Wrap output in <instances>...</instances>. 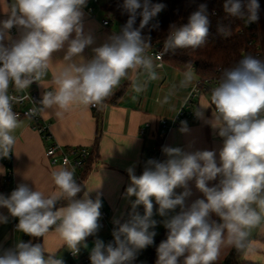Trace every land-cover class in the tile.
Segmentation results:
<instances>
[{
    "label": "clouds",
    "instance_id": "1",
    "mask_svg": "<svg viewBox=\"0 0 264 264\" xmlns=\"http://www.w3.org/2000/svg\"><path fill=\"white\" fill-rule=\"evenodd\" d=\"M86 3L87 0H14L9 5L8 18L0 21V157L11 152L15 144L12 133L19 126V114L13 111L17 98L9 94L10 84L22 90L40 81L47 74L52 54L65 44L64 59L81 56L93 43V38L83 32L82 8ZM119 7L122 14L128 15L120 31L94 48L92 59L66 64L55 73V91L44 93L41 110H67L75 103L100 105L128 78L130 71L145 73L149 81L157 80V69L163 68L165 53L205 45L209 32L205 4L189 17L187 24L170 26L163 52L156 54L159 63L146 54L152 45L151 35L142 34V30L165 5L153 4L151 0H123ZM223 8L228 15L240 18L246 11V23L258 20V0H224ZM13 27L20 31V38L5 46V40H12ZM158 27L153 24L151 29ZM73 33L74 38H70ZM182 75L180 88L194 85L191 62L185 64ZM132 86L136 93L145 89L144 84L135 81ZM211 103L216 111L210 121L215 123L208 122L223 139L219 164L213 151L185 153L179 147H164L168 159L148 160L139 177L134 173L135 166H130L126 171L131 184L126 192L136 198L133 210L143 205L144 214L134 212L129 221L119 225L113 232L115 246L97 241L90 253L91 264H130L139 250L154 243L156 233L150 229L157 222L152 218V198L161 217L178 206L181 209L165 222L169 231L157 248L156 264H181V257L182 264H215L226 244L237 251L254 250L249 239L251 230L264 221V60L246 55L234 67L225 69L211 90ZM201 108L205 107L195 110L197 117H203ZM36 114L37 109H32L27 115L31 118ZM180 130H188L186 121H181ZM217 177L219 182L210 187L208 182ZM193 179L204 198L195 200L185 210V200L191 195L188 182ZM52 180L58 191L45 195L20 184L10 196L0 195V208L18 218L17 230L31 237H44L55 227L76 255L79 245L98 229L101 200H93L87 193L83 200L75 199L82 188L74 178V169L54 170ZM177 188L184 191L177 194ZM59 201H66V206L56 209ZM212 213L221 222L211 219ZM7 219L0 215V223H7ZM0 264L64 262L53 254L46 255L42 244L21 241L0 255Z\"/></svg>",
    "mask_w": 264,
    "mask_h": 264
},
{
    "label": "crops",
    "instance_id": "2",
    "mask_svg": "<svg viewBox=\"0 0 264 264\" xmlns=\"http://www.w3.org/2000/svg\"><path fill=\"white\" fill-rule=\"evenodd\" d=\"M13 2L14 0H0V21L8 18L9 5ZM90 5L91 1L87 0L86 6L82 8V25L84 34L90 35L93 43L84 49L81 56H75L72 60L64 59L67 54V44L61 50L54 52L47 74L40 81H34L30 85L40 96L43 97L46 91H55L54 74L66 64H80L84 60L92 59L93 49L103 45L110 36L120 31L118 23L111 22L108 26L103 24V20L109 16L102 5L96 7L94 14L88 12ZM10 36L12 40H5V46H10L12 41L19 39L20 31L13 27ZM74 36L75 33L70 38ZM153 60L158 63L155 58ZM183 72L164 62L163 68L157 69L159 78L154 81H149L143 72L130 71L128 78L122 80L120 87L114 89L113 94L98 107L75 103L67 110L43 109V117L51 124L55 140L65 147H87L94 151L93 166L83 181V190L77 200H83L85 193L93 200L99 198L107 211L109 226L98 227L93 235L88 236L79 245V252L75 256L56 232L55 227L44 237H31L15 229V225L19 222L18 218L12 217L6 208H0V215L8 218L7 223H0V255L6 250L14 249L18 242H31L42 244L46 255L53 254L61 258L64 264H73L84 258L90 259V253L97 241H102L105 246L108 245L113 238L110 227L117 230L120 224L130 220L134 212L143 215L144 206L139 205L133 210L132 204L136 198L127 195L126 189L130 186L131 180L126 170L134 165V173L139 177L147 166V161L153 160L157 141L161 137V119L175 116L193 87L178 86L183 78ZM197 78L194 71V79ZM133 81L144 84V91L134 92ZM122 86H125L124 93L116 101H112L111 98ZM165 97L168 98L166 103L163 102ZM212 105L209 92H204L196 98L194 111L205 107L201 108L203 117L196 119L183 117L177 126L172 127L162 137L158 162H165L168 159L163 152L164 147H179L185 153L213 151L219 164L223 139L210 125L215 123L214 120L210 121L212 113H215ZM181 121H186L188 129L186 132L180 130ZM12 134L15 137V144L11 148L13 173L9 174L8 166L0 157V195L10 196L20 184H27L33 190L41 191L45 195L58 191L52 180V172L63 166L51 164L46 156L48 142L32 127L28 119H19V126ZM218 182L219 177L215 181H209L208 185L211 187ZM188 189L191 195L185 200V210L195 200L204 198L203 193L196 188L194 179L188 182ZM175 191L179 194L184 189L177 188ZM152 200V218L157 224L150 231H155L156 243L139 250L130 264H156L157 248L167 239L169 231L165 227V222L181 211L178 206L167 216L161 217L157 212L159 206L154 198ZM62 206L66 205L57 203L56 209ZM210 215L211 219L221 222L214 213ZM249 239L254 250L244 251L241 262L264 264V221L251 230ZM232 248L227 244L222 246L215 264H222ZM180 261L182 264L183 257Z\"/></svg>",
    "mask_w": 264,
    "mask_h": 264
},
{
    "label": "trees",
    "instance_id": "3",
    "mask_svg": "<svg viewBox=\"0 0 264 264\" xmlns=\"http://www.w3.org/2000/svg\"><path fill=\"white\" fill-rule=\"evenodd\" d=\"M123 0H106L102 2V8L109 16L111 22L118 23L120 29L128 19L127 14H122L119 7ZM151 3L164 4V9L150 21L149 26L142 30V34L151 35V47L149 50H163V42L168 35L171 25L181 26L189 21V17L199 10L201 4L207 6L205 15L209 20V32L205 40V45L198 49H176L175 52L168 51L164 54L163 60L169 65L185 70V64L191 62L198 78L202 81L209 79L220 81V76L225 69L234 67L237 62L246 55H252L264 60V0H258V20L246 23L247 12L244 18L228 15L223 8L224 0H151ZM139 17L136 26H139ZM153 24L159 27L151 29ZM151 29V31H150ZM228 32V35L223 34ZM125 86L111 98L116 101L124 93ZM213 109V108H212ZM162 137L156 144L153 160H156L162 147ZM95 160V153L91 150V155L85 166L78 172L76 181L83 190V181L91 170ZM81 190V192H82ZM80 192V193H81ZM78 193L75 199H77ZM59 204L66 205V201ZM244 251H237L234 247L227 255L222 264H256L242 263Z\"/></svg>",
    "mask_w": 264,
    "mask_h": 264
},
{
    "label": "built area",
    "instance_id": "4",
    "mask_svg": "<svg viewBox=\"0 0 264 264\" xmlns=\"http://www.w3.org/2000/svg\"><path fill=\"white\" fill-rule=\"evenodd\" d=\"M91 5L88 7V12L94 14L97 6L102 5V0H90ZM110 18L103 20V24L110 25ZM163 52V50H146V54L152 58L156 59V54ZM164 57V55H163ZM159 63V61H158ZM164 63V61H163ZM218 85L216 80H206L202 81L199 78L195 80V83L187 96L183 101L178 113L172 118H162L160 122V133L161 136H165L167 132L174 126H177L179 121L183 117H191L196 119L197 116L194 111L195 101L198 96L204 92L211 93V90ZM9 94L15 96L17 101L13 103V111L19 114V119H28L32 123V127L41 135V137L48 142L46 147V156L49 158L50 162L54 166H63L69 168V170L74 169V178H77L78 172L85 166L88 158L91 155L90 148L87 147H65L57 140H55L54 135L51 130V124L43 117L41 101L42 96L29 86L28 88L17 90L13 84L9 86ZM92 107H98V105H92ZM214 111H216L215 106L212 105ZM32 109H37V114L34 117H29L27 114ZM156 150V149H155ZM3 162L8 166L9 174L13 173L12 168V152L9 153L7 157H1ZM67 161V164H65ZM158 161V158L155 160ZM100 217L98 219V227L106 228L108 224V214L104 206L100 208ZM111 231L114 232L115 229L110 227ZM15 229L16 225H15ZM115 246L114 236L110 239V242ZM156 240L154 239V245ZM73 254V253H72ZM77 255V254H76ZM75 255V256H76ZM73 264H91L89 258H84Z\"/></svg>",
    "mask_w": 264,
    "mask_h": 264
},
{
    "label": "rangeland",
    "instance_id": "5",
    "mask_svg": "<svg viewBox=\"0 0 264 264\" xmlns=\"http://www.w3.org/2000/svg\"><path fill=\"white\" fill-rule=\"evenodd\" d=\"M103 1H106V0H102V2H103Z\"/></svg>",
    "mask_w": 264,
    "mask_h": 264
}]
</instances>
